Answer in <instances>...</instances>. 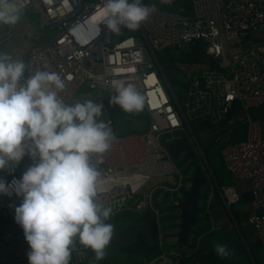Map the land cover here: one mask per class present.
<instances>
[{
	"label": "built area",
	"instance_id": "obj_1",
	"mask_svg": "<svg viewBox=\"0 0 264 264\" xmlns=\"http://www.w3.org/2000/svg\"><path fill=\"white\" fill-rule=\"evenodd\" d=\"M11 2L20 9V16L15 24H0V53L18 55L26 64L25 76L37 70L58 73L64 82L58 95L65 103H73L77 90L85 87L81 99L103 105L97 119L108 123L115 139L104 153L89 156L102 188L97 199L112 207L108 222L128 210L130 203L135 211H153L160 253L142 264L198 262L193 253L168 249L161 229V196L165 194L170 204L177 205L182 189L189 187L164 143L180 136L187 138L200 172L211 182L212 192L203 200L207 214L215 193L234 219L231 206L240 194L235 186L217 182L190 125L202 122L216 128L232 113L234 118L228 125L245 123L246 135L243 140L223 144L220 157L232 178L248 183L250 211L245 222L264 245V127L260 124L264 116L250 113L264 106V0H188V6L181 10L174 9L176 0H141L154 10L138 29L121 26L118 33L89 20L102 0H72L70 12L63 9V0ZM173 46L185 53L199 49L196 60L181 64L186 72L183 103L157 58V52ZM114 83L131 84L143 95V112L148 119L144 131L115 134L107 98L101 95L103 90L114 93ZM34 162L25 156L19 163L0 169V177L5 181L19 178ZM174 173H178L175 187L153 184L156 178ZM19 203L15 195H0V264H28V245L10 207ZM176 241L172 237L170 246ZM199 242L200 236L195 235L191 243L194 251ZM92 258L89 248L77 244L70 264Z\"/></svg>",
	"mask_w": 264,
	"mask_h": 264
},
{
	"label": "clouds",
	"instance_id": "obj_2",
	"mask_svg": "<svg viewBox=\"0 0 264 264\" xmlns=\"http://www.w3.org/2000/svg\"><path fill=\"white\" fill-rule=\"evenodd\" d=\"M72 10V0H63ZM154 10L141 0H102L89 20L113 33L121 26L139 28ZM20 9L0 0V24H15ZM26 64L0 53V169L25 156L35 162L19 178L0 177V195L20 198L14 222L28 245V264H70L77 244L89 248L95 261L105 256L113 236L112 207L97 199L102 191L99 173L89 162L115 139L108 123L98 120L103 105L92 100L65 103L58 95L64 82L56 72L37 70L25 76ZM110 104L125 112H139L144 97L133 85L114 83ZM217 256L230 255L217 244Z\"/></svg>",
	"mask_w": 264,
	"mask_h": 264
},
{
	"label": "rangeland",
	"instance_id": "obj_3",
	"mask_svg": "<svg viewBox=\"0 0 264 264\" xmlns=\"http://www.w3.org/2000/svg\"><path fill=\"white\" fill-rule=\"evenodd\" d=\"M188 0H176L174 4L175 10H181L182 8H186L188 6ZM18 43H21V38H18ZM191 55H188V54ZM185 53L178 47H169L167 49L161 50L157 52V58L164 66V71L167 75V78L172 86V89L178 98L179 102L183 103L185 97L184 91V80L186 72L181 69L182 61L187 63H192L196 56L198 57L199 49L194 48L191 52ZM14 60H19L18 55H15L13 52L9 54ZM194 56V57H193ZM23 57V56H22ZM226 71V76H228V70ZM85 87L80 90H77L75 94V98L73 103L80 101L83 102L84 100L81 99L82 94L85 92ZM114 93L110 90H103L101 91V95L103 98H109ZM261 110H264V106L260 107ZM257 109H251L250 113H254ZM114 132L117 135L126 134L129 132H141L144 131L148 125V119L144 115L143 109L139 112H125L119 106L116 107L114 112H111ZM227 118H234L233 113L230 114L226 119H224L221 124L216 127H206L201 126L197 122H191V128L194 132V135L197 138L198 143L203 148L205 153V158L216 178L217 182L220 185H234L236 182L233 180L232 176L226 170L221 158H220V142H214V139L217 134H221V141H224L233 134L230 138L231 140L236 139L234 135L239 134L241 138L245 136L246 132V124L243 122H237L234 126L231 127V131H229V127L227 125ZM237 118V117H236ZM260 124L264 127V119H261ZM229 132H231L229 134ZM242 140V139H240ZM183 160L182 154L177 156V159L173 161L174 166L176 167L177 171L181 173V176L184 180L189 174L192 173L190 167H186V163L178 166V164ZM178 183V173H174L168 177H162L161 179H155L153 184L155 185H165L170 188L175 187ZM152 182L149 183L151 185ZM203 193L201 196L206 195V193L210 194L211 191V182L207 179L206 185H202L201 190ZM215 192V191H214ZM214 199L210 204V211L212 220H214L217 226H220V230L212 231L211 224L209 222V217L206 211V202L202 203V198L200 197L199 200V213L197 215V221L192 225L191 231L188 234L187 241L191 240L193 236L199 235L201 236L199 249L200 254L205 255L209 254V250H213V255H217L214 248L217 244L226 245L228 249H230V253H235L234 256L226 259V264H250L248 259L245 256H238L241 255L240 253V245L244 246L240 236L238 235L236 227L233 226V219L230 217L228 211L222 209L221 205H216L217 195L214 193ZM160 222L161 228H165V236H167V248L168 249H177L181 248L183 251L188 252L190 249L186 245H173L170 246L171 243L169 242L172 236L176 233L175 225L178 223V216L176 214V209L169 203V197L165 194L161 196L160 199ZM218 206V207H217ZM247 204L244 203L242 200L238 201L237 203L231 206V212L235 216L240 215L243 213ZM117 216V215H116ZM154 219L151 216V212L147 211L146 209L142 212H130L125 213L122 215H118L113 221V236L114 240H116V236L121 234L126 230H139V228L143 226H148L149 228L154 227ZM212 241L214 243H212ZM187 245L190 243L187 242ZM123 244L121 245H114L111 242L105 249V256L100 261H95V258L88 259L87 261L80 263V264H141L142 261L146 257L142 253H128L122 252ZM255 256L257 264H264V245L262 244H255ZM94 255V253L92 252ZM245 254V253H244ZM155 257V255L153 256ZM159 261V260H157ZM198 264H201L199 261ZM222 264V262H220Z\"/></svg>",
	"mask_w": 264,
	"mask_h": 264
},
{
	"label": "crops",
	"instance_id": "obj_4",
	"mask_svg": "<svg viewBox=\"0 0 264 264\" xmlns=\"http://www.w3.org/2000/svg\"><path fill=\"white\" fill-rule=\"evenodd\" d=\"M251 114L254 115V116H256L257 114L261 115V116H264V110H261L260 108H258L254 113H251ZM230 119L231 118H227V125H228V120H230ZM197 123H199L201 126L211 127V126H209V125H207L205 123H202V122H197ZM236 123H237V121L234 122V125ZM220 124H221V122H220ZM234 125H232V126H234ZM232 126L228 125L229 131H231L230 129H231ZM213 128H215V127H213ZM230 133L231 132H229V134ZM221 134H222V132L219 135H221ZM245 135H246V132H245ZM232 136H233V134L228 136V138L226 140H224V141L219 140L218 142H220V148L225 143L236 142V141H240V139L243 140L245 138V136L243 138H241L239 134H236V135H234L236 137V139L231 140L230 138ZM220 138H221V136H220ZM233 180L236 182V184H234L233 186H235L237 188V190H238V192L240 194L239 201L242 200L244 203L247 204V207L245 208V210L242 213V214H245V216H247L249 211H250L249 185L244 180H238V179H234V178H233ZM200 192H201V194L203 193L202 191H200ZM207 195H208V193H206V196ZM199 198H200V196H199ZM204 198H202L203 205H204V202H203ZM215 202H216V204H215L214 207H216V205H221V207H222V203L219 200V198L216 199ZM145 209L147 211L151 212V216L153 217V219L155 221L154 222L155 223L154 227L149 228L148 226H143V227L139 228V230H137V231L136 230H126V231L122 232L121 234L117 235L116 236L117 237L116 240H114L115 236H112L110 242L112 244H114V245H117V246L123 244L121 250H122V252H125L126 254H128V253H142L144 255V257H146L144 260H147V259H153V258L157 257L158 253H160L159 252L160 250H159V247H158V244H157V241H158L157 240V237H158V224H157V222L155 220V215H154V213H153V211L151 209H149V208H145ZM145 209H143L141 211H135L133 209V207L131 206V203H130L129 204V209L119 213L118 215H122V214H125V213H130V212H142ZM222 209H223V207H222ZM261 213L264 214V209L261 211ZM210 214H211V211H210ZM118 215L115 216L109 223L112 224L114 219L116 217H118ZM208 216L209 217H207V218H209L208 220H209V222L211 224L212 231L220 230L221 229L220 226H217L215 224L214 220H212L211 215H208ZM245 219H246V217L240 222V226L245 231L246 240L243 237V235H242L237 223H236V225H235V223H233V226L236 227L238 235L240 236V238H241V240H242V242L244 243V246H245V248H244L245 249V254L240 251L241 255H238V256H245L248 259V261L250 262V264H257L256 256H255L256 252H255L254 245L259 243V242L255 238V233H254L253 229L248 224H246ZM160 221L161 220H159V222ZM233 222H236V221L234 220ZM160 224H162V223L160 222ZM161 229L165 233V230H164L165 228L164 229L161 228ZM193 237H192L191 240L187 241L188 243H190V245L186 244V246L189 247L190 250L188 252H185L181 248H179V249H181L182 252H184L186 255H189L191 253H193V255H196L198 257L197 264L199 263V261H201V264H220V262H222V264H226V259L228 257L227 256L226 257H219L217 255H213V252H214L213 250H209L208 251L209 254H205L203 256H202V254L199 253L200 252V249H199L200 247H198V249L196 251H194L192 249V247H191V243L193 242ZM200 240H201V236H200ZM212 243H214V242L212 241ZM199 244H200V242H199ZM175 245H177V244H175ZM249 245L252 248V253L249 250ZM179 246H181V245H179ZM234 254L235 253H230V255H228V256L232 257V256H234ZM154 255H155V257H153Z\"/></svg>",
	"mask_w": 264,
	"mask_h": 264
},
{
	"label": "water",
	"instance_id": "obj_5",
	"mask_svg": "<svg viewBox=\"0 0 264 264\" xmlns=\"http://www.w3.org/2000/svg\"><path fill=\"white\" fill-rule=\"evenodd\" d=\"M164 146L169 151L173 161L177 159L179 154H182L183 160L178 166L187 162L185 166L190 167L192 171V173L185 178V181L189 183L188 189H182L181 198L178 196L179 200L177 205L171 204L176 211L177 209L180 210V213L176 212L179 222L175 225L177 231L172 237L177 238V245H186L188 234L191 231L192 225L197 221V215L200 210L198 200L201 195L200 190L202 185H206L207 179L200 172L197 159L185 136H180L169 143H164Z\"/></svg>",
	"mask_w": 264,
	"mask_h": 264
},
{
	"label": "trees",
	"instance_id": "obj_6",
	"mask_svg": "<svg viewBox=\"0 0 264 264\" xmlns=\"http://www.w3.org/2000/svg\"><path fill=\"white\" fill-rule=\"evenodd\" d=\"M188 55H191V54L189 53ZM193 57H194V56H193ZM195 58H197V56H196ZM194 60H196V59H194ZM105 104H106L107 108L110 110V112H114V111L116 110L117 105H115V104H110V103H109V98H107V99L105 100ZM200 197L204 198L205 195H203V196L200 195ZM232 215H233V218H234V220L236 221L237 225L239 226V229H240V231H241L243 237L245 238V231H244V230L241 228V226H240V222L246 217L245 214H240V215L235 216V215L233 214V212H232ZM245 240H246V238H245ZM257 244H259V243H257ZM239 250H240L242 253H245V249H244L243 245H240ZM249 250H250V252L252 253V248H251L250 245H249ZM199 255H200V254H199Z\"/></svg>",
	"mask_w": 264,
	"mask_h": 264
}]
</instances>
